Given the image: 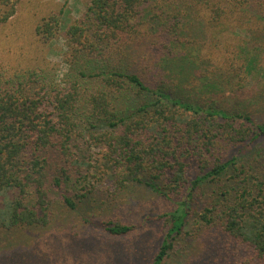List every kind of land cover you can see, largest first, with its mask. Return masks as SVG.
I'll return each instance as SVG.
<instances>
[{
    "label": "trees",
    "instance_id": "obj_1",
    "mask_svg": "<svg viewBox=\"0 0 264 264\" xmlns=\"http://www.w3.org/2000/svg\"><path fill=\"white\" fill-rule=\"evenodd\" d=\"M62 35L60 81L46 60L0 74L6 226L136 183L177 204L153 264H264V0H87Z\"/></svg>",
    "mask_w": 264,
    "mask_h": 264
},
{
    "label": "rangeland",
    "instance_id": "obj_2",
    "mask_svg": "<svg viewBox=\"0 0 264 264\" xmlns=\"http://www.w3.org/2000/svg\"><path fill=\"white\" fill-rule=\"evenodd\" d=\"M86 4L87 0H20L10 20L0 24V74L20 72L46 60L55 65V78L60 81L68 68L62 33ZM52 15L59 17V25L55 35L45 40L36 28ZM237 33L250 37L239 28ZM260 81L264 83V76ZM254 83L249 77L248 87ZM86 153L93 160L98 155L96 149ZM103 186L102 190L107 189V184ZM16 195V189L0 195V264H153L172 225L167 214L177 207L175 200L131 183L115 194L105 190L87 198L76 208L59 206L46 225L7 227L9 204ZM104 221L135 226L114 235Z\"/></svg>",
    "mask_w": 264,
    "mask_h": 264
}]
</instances>
